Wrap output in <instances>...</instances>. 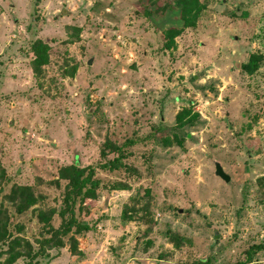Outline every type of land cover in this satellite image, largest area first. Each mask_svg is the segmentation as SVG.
I'll use <instances>...</instances> for the list:
<instances>
[{"label":"rangeland","instance_id":"obj_1","mask_svg":"<svg viewBox=\"0 0 264 264\" xmlns=\"http://www.w3.org/2000/svg\"><path fill=\"white\" fill-rule=\"evenodd\" d=\"M200 1L194 25L166 47L176 10L143 11L163 0H0V249L9 230L33 248L49 237L36 206L53 207L58 226L59 166L90 165L99 181L72 206L88 227L73 234L78 253L67 234L10 264H229L264 239V62L239 67L264 57V0ZM35 38L48 45L39 75ZM181 107L197 118L176 128ZM172 133L181 145H162ZM104 141L121 146L124 165L101 166L116 155H100ZM12 183L33 188L34 207L14 213L4 199ZM245 264H264V248Z\"/></svg>","mask_w":264,"mask_h":264},{"label":"trees","instance_id":"obj_2","mask_svg":"<svg viewBox=\"0 0 264 264\" xmlns=\"http://www.w3.org/2000/svg\"><path fill=\"white\" fill-rule=\"evenodd\" d=\"M161 5L155 6L153 3V9L149 10L144 8V13L148 16L151 12L162 11H174L177 12V17L180 22L179 27H168L164 29L165 41L164 45L167 47L168 43L172 40L173 36L179 33L184 27L193 26L197 16L201 9L204 8V3L200 0H163ZM74 35L77 36L79 28H73ZM47 49L48 45L35 38L29 45V52L32 55L30 60V67L34 75H39L41 72V66L47 61ZM264 62V57L260 54H249L247 58L239 64L242 71L246 73H252ZM74 67L71 68L73 71ZM197 118V113L192 112L188 107H181L174 114V127L180 128L184 125H192ZM151 135V134H150ZM182 137L172 133L170 136L166 135L162 137V145H181ZM126 143H132L131 140H127ZM109 152H116V155L106 162L102 163V167L115 168L119 165H124L121 162L122 158L125 157V153L122 151L121 146H117L109 141H104L102 147L99 150L100 155L104 156ZM57 179H64L66 183L64 185L63 194L61 197L62 207L57 211L60 217V222L56 228L51 229L49 220L54 213L53 207L40 208L36 206L32 208L35 212V217L41 226L45 229L50 230V235L47 238L38 240L37 247L33 248L31 242H29L24 236L13 234L10 230L5 234L4 248L0 249L1 255H5L0 264H10L17 258L26 259V263L34 260L38 255L45 254L46 250L54 247L61 246L62 241L60 240L61 235L68 234L69 247L73 253H78L75 249V238L73 234L87 230L86 223L79 222L73 215V204L75 199L79 201L84 200L86 197H93L94 190L97 187L99 181L92 178V166H79L77 163H70L62 165L57 168ZM259 184L263 185L264 190V175L257 179ZM264 192V191H263ZM39 196L34 194L33 188L29 185H21L12 183L9 186L8 191L4 194V199L10 203L13 207L14 213H22L27 208L36 204ZM34 207V206H33ZM133 207H128L120 213V218L124 220H130L133 216L131 211ZM65 212H68L64 215ZM174 236L173 234H170ZM264 248V239L261 242L250 244L244 251V259L229 264H245L250 261L252 254ZM205 259V258H204ZM201 264H206V260L200 259Z\"/></svg>","mask_w":264,"mask_h":264},{"label":"water","instance_id":"obj_3","mask_svg":"<svg viewBox=\"0 0 264 264\" xmlns=\"http://www.w3.org/2000/svg\"><path fill=\"white\" fill-rule=\"evenodd\" d=\"M86 63L90 64L91 63V58H89ZM213 168H214L213 169V174L215 176H218L219 178H221L225 182L228 181L229 176L222 170V167L219 164V162L213 161Z\"/></svg>","mask_w":264,"mask_h":264}]
</instances>
